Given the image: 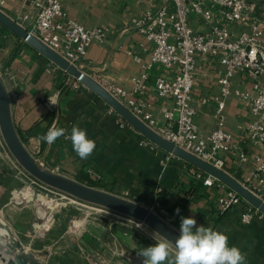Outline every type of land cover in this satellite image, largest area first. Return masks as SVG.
I'll use <instances>...</instances> for the list:
<instances>
[{"label": "crops", "instance_id": "0c3cea01", "mask_svg": "<svg viewBox=\"0 0 264 264\" xmlns=\"http://www.w3.org/2000/svg\"><path fill=\"white\" fill-rule=\"evenodd\" d=\"M4 1L0 9L5 14L27 29L32 27L37 10L30 0ZM249 1L257 5L258 16L263 19L264 0ZM60 2L68 19L88 29H108L107 38L89 48L80 63L82 70L104 87L115 85L130 90L133 79L150 62L153 48V43L131 23L145 11L155 9V4L150 0ZM25 16H29L27 21ZM193 26L198 32L207 31L199 19L193 20ZM0 70L9 89L18 132L29 151L49 168L143 204H152L156 190L161 188L158 213L178 229L181 217L194 218L197 226H210L226 234L229 245L239 247L245 254L246 264H264V219L242 224L241 216L246 208L243 203L221 213L219 199L228 190L225 185L207 186L203 179L193 174L187 163L176 157L167 160L169 153L158 147L143 146L141 143L145 138L129 124H123L122 118L105 101L81 82L75 85V78L55 67L2 25ZM223 74L224 67L218 58L198 60L191 104L197 111L196 123L204 135L217 125L214 99L222 95L219 80ZM173 75L174 71L160 64L153 65L145 81L148 89L139 96L146 104L145 111L152 114L158 127H166L164 111L171 109L174 103L170 97H158L155 81L170 79ZM232 86L238 91L252 88L245 75L235 76ZM51 102L56 103H52L53 109L49 107ZM225 102V129L232 135L236 151L221 154L226 161L224 170L244 182L252 172L254 157L261 155L264 158L262 147L254 146L244 137L245 129L256 117L234 96ZM53 126L63 128L65 132L48 145L40 138ZM73 126L86 130L88 138L96 143V149L87 161L80 160L72 148L69 137ZM240 151L248 154V163L240 161ZM27 184L0 142V218L19 237L26 236L37 219L30 215L26 206L14 201L16 191ZM176 209L180 210L179 214ZM67 216L68 213H61L55 221L52 242L59 243L57 253L60 252L61 258H55V264H75L71 257L78 254L81 258L84 253L88 254V264H135L131 257H140L138 252L156 243L153 234L128 221L111 224L92 221L87 229L85 225L78 229L77 237L71 239L69 232L62 230ZM32 251L38 255L43 253Z\"/></svg>", "mask_w": 264, "mask_h": 264}, {"label": "built area", "instance_id": "2783aa9c", "mask_svg": "<svg viewBox=\"0 0 264 264\" xmlns=\"http://www.w3.org/2000/svg\"><path fill=\"white\" fill-rule=\"evenodd\" d=\"M30 1L36 8L37 15L28 31L82 70L80 63L89 48L95 42L105 40L108 29H88L75 20L68 19L60 0ZM150 2L155 4L156 8L145 11L131 23L136 31L153 43L150 62L145 64L140 75L133 79L130 90L115 85L105 88L166 140L221 170L226 166L225 158L221 154H232L236 151L232 135L225 129L224 114L225 100L234 96L256 117V120L245 129L244 137L254 146L262 147L264 151V18H259L257 5L249 0H150ZM4 3V0H0V8ZM195 18L199 19L206 32H198L194 28ZM28 19L29 16L24 17L25 21ZM208 57L219 59L224 67V74L219 80L222 95L214 99L217 104V125L208 135H204L196 123L197 111L191 100L198 60ZM155 64L174 71L172 78H158L155 81L158 97H170L174 103L171 109L164 111L166 127H158L152 114L145 111L146 104L139 98L148 89L145 81L148 80L149 71ZM237 75L246 76L251 83L250 91L233 89V79ZM74 80L77 85L79 81ZM49 107L53 109L52 103ZM122 122L128 124L123 119ZM0 142L6 149L2 137ZM141 144L146 147H157L146 138ZM172 157L174 156L168 154L167 160ZM238 157L243 163L250 160L244 151H240ZM15 165L29 187L45 191L47 197L49 194H55L71 203L78 202L40 184L17 164ZM189 167L193 174L204 180L205 185L213 186L218 183L224 186L195 167L190 165ZM242 183L264 201V158L261 155L254 157L252 172ZM161 192V188L156 190L150 207L155 211L160 207L158 199ZM242 203L246 204L241 216L242 224L249 225L253 221L264 219L262 212L229 188L219 199V207L223 214Z\"/></svg>", "mask_w": 264, "mask_h": 264}, {"label": "water", "instance_id": "95a60500", "mask_svg": "<svg viewBox=\"0 0 264 264\" xmlns=\"http://www.w3.org/2000/svg\"><path fill=\"white\" fill-rule=\"evenodd\" d=\"M0 25L26 42L35 51L47 58L54 66L81 82L96 96L113 108L123 120L137 130L144 138L165 152L218 180L264 214V201L248 189L242 182L225 170L216 168L166 140L141 119L136 117L98 81L61 57L40 39L30 33L26 27L9 17L1 9ZM0 134L6 149L17 165L31 178L47 188L73 198L87 206L106 210L128 220L137 222L149 230L153 235L159 233L173 243L180 235V229L146 204L61 174L49 168L33 155L25 145L15 125L11 96L1 70ZM80 218L86 219L87 216L86 214H82ZM32 231L33 229L31 228L30 232ZM157 238L160 239L161 237L158 235ZM45 256H48V253H45ZM131 260L135 264H143V259L141 257H131ZM0 264H46V262L36 252L27 248L11 226L0 218Z\"/></svg>", "mask_w": 264, "mask_h": 264}, {"label": "clouds", "instance_id": "9594fccd", "mask_svg": "<svg viewBox=\"0 0 264 264\" xmlns=\"http://www.w3.org/2000/svg\"><path fill=\"white\" fill-rule=\"evenodd\" d=\"M64 132L63 128L53 126L40 139L52 145ZM69 139L82 161H87L96 149L95 141L79 126L72 127ZM179 211L176 209L177 214ZM136 227L142 226L137 224ZM154 239L155 244L137 253L143 257V264H246L245 254L239 247L229 245L226 234L210 226H197V221L191 217H181L180 235L174 243L159 233L154 234Z\"/></svg>", "mask_w": 264, "mask_h": 264}, {"label": "rangeland", "instance_id": "374dc122", "mask_svg": "<svg viewBox=\"0 0 264 264\" xmlns=\"http://www.w3.org/2000/svg\"><path fill=\"white\" fill-rule=\"evenodd\" d=\"M2 145V144H1ZM6 147V146H5ZM4 149V148H3ZM8 152V150L6 149ZM8 155L10 159L17 164L14 159L11 157V155L8 152ZM30 190L31 195L28 197V199L24 200L22 203L17 200V196L23 192L24 190ZM14 200L17 203H21V205H24L27 207L28 212H30V215L32 214V217H36L37 220L32 224V232L26 233L25 235H20L23 243L30 249V250H38L43 253H39V255L45 260L46 264H55L53 260L55 258H60V252L57 253V250L59 249V243H53V234H54V228L56 225V219L61 213H68V220L63 224L62 230H66L70 234V238L74 239L77 237L78 229H80L82 226L85 225V229H87L90 226V222H96V223H102V224H111V223H118L122 221H128L131 225H137V222L128 220L124 217L118 216L116 214H113L111 212H108L106 210H102L93 206H86L83 204H77V203H71L67 199H63L59 195L55 194H49V196H46L45 191H40L37 187H29V185H24L19 191H16L14 195ZM44 200H46L50 205L49 208L46 209L44 205ZM74 201V200H73ZM16 203V204H17ZM149 207H152V204H146ZM44 208V210L42 209ZM38 212V213H37ZM158 212V209H157ZM80 214H86L87 218L81 220ZM44 226H47L44 228ZM140 229H143V231H146L150 235L152 233L147 230L145 227H139ZM78 230V231H77ZM81 230V229H80ZM77 231V232H76ZM52 233V234H51ZM55 239V238H54ZM44 252L48 253V256L44 255ZM75 253H79L78 251H75ZM74 253V254H75ZM77 255V256H76ZM86 253L82 254L81 258L80 255L75 254L71 257L72 261L75 264H88ZM78 259V260H77ZM95 261L94 259H92Z\"/></svg>", "mask_w": 264, "mask_h": 264}, {"label": "bare ground", "instance_id": "6f19581e", "mask_svg": "<svg viewBox=\"0 0 264 264\" xmlns=\"http://www.w3.org/2000/svg\"><path fill=\"white\" fill-rule=\"evenodd\" d=\"M31 195V192H30V190H24L23 192H21L18 196H17V200L19 201V202H23L24 200H26V199H28V197ZM44 205H45V207H46V209H48L49 208V203L46 201V200H44ZM42 209L44 210V208L42 207ZM45 211V210H44ZM81 219V218H80ZM81 220H83V219H81ZM137 224H139V223H137ZM139 225H141V224H139ZM142 226V225H141ZM47 226H44V228H46Z\"/></svg>", "mask_w": 264, "mask_h": 264}, {"label": "trees", "instance_id": "16d2710c", "mask_svg": "<svg viewBox=\"0 0 264 264\" xmlns=\"http://www.w3.org/2000/svg\"><path fill=\"white\" fill-rule=\"evenodd\" d=\"M89 185L94 186V185H92V184H89Z\"/></svg>", "mask_w": 264, "mask_h": 264}]
</instances>
